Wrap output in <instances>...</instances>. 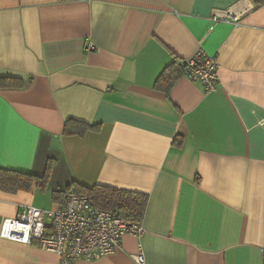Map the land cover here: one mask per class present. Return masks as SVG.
Instances as JSON below:
<instances>
[{
    "label": "crops",
    "instance_id": "crops-1",
    "mask_svg": "<svg viewBox=\"0 0 264 264\" xmlns=\"http://www.w3.org/2000/svg\"><path fill=\"white\" fill-rule=\"evenodd\" d=\"M198 50L214 91L182 66L155 86ZM0 76L30 78L0 88V167L51 161L44 190L0 188V226L73 182L109 185L147 194L144 232L73 264H137L140 248L144 264H264V0H0ZM68 119L99 127L65 134ZM0 264L62 262L0 236Z\"/></svg>",
    "mask_w": 264,
    "mask_h": 264
},
{
    "label": "built area",
    "instance_id": "built-area-1",
    "mask_svg": "<svg viewBox=\"0 0 264 264\" xmlns=\"http://www.w3.org/2000/svg\"><path fill=\"white\" fill-rule=\"evenodd\" d=\"M181 65L184 75L200 81L206 93L217 88V61L213 55L198 50L182 60ZM143 232L141 221L101 208L86 193L74 189L66 190L63 200L51 208L23 205L0 226V236L23 243L36 242L42 248L57 252L62 264L110 254L119 247L124 234L140 236ZM134 258L137 264H144L142 248Z\"/></svg>",
    "mask_w": 264,
    "mask_h": 264
},
{
    "label": "trees",
    "instance_id": "trees-1",
    "mask_svg": "<svg viewBox=\"0 0 264 264\" xmlns=\"http://www.w3.org/2000/svg\"><path fill=\"white\" fill-rule=\"evenodd\" d=\"M254 4L261 0H251ZM181 63L172 62L158 77L155 86L163 82V89L167 90L181 73ZM28 80L15 76H0V88L22 87ZM71 122L74 124V129L70 127ZM98 124H88L80 120L68 119L64 125L63 133L65 134H84L87 130H97ZM175 144L180 145L182 138H176ZM50 163L48 160L45 170L42 174H33L19 170H13L0 167V188L5 191L15 192L17 190L29 191L34 187H39L44 190L47 184ZM75 191L86 193L93 199L95 204L101 208L122 213L126 217L141 221L144 216L146 203L148 200L147 194L139 191L117 188L109 185L95 184L93 186L82 185L77 182L71 183ZM68 188V187H66ZM66 190L52 191V198L55 201H62Z\"/></svg>",
    "mask_w": 264,
    "mask_h": 264
}]
</instances>
